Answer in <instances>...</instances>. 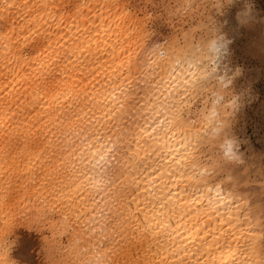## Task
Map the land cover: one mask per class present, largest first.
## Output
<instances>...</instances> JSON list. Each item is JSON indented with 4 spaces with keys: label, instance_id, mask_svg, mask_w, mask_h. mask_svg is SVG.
Instances as JSON below:
<instances>
[{
    "label": "snow or ice",
    "instance_id": "snow-or-ice-1",
    "mask_svg": "<svg viewBox=\"0 0 264 264\" xmlns=\"http://www.w3.org/2000/svg\"><path fill=\"white\" fill-rule=\"evenodd\" d=\"M64 5L0 0V21L9 25L0 31L8 66L23 61L37 67L35 77L16 73L0 85V199L23 194V203L47 192L44 202L59 201L57 207L67 205L74 217L51 223L53 233L79 229L74 250L83 240L89 252L105 253L107 264H121L130 252L124 264H264V234L252 233L242 206L182 171L194 147L180 122L192 100L190 67L180 68V75L160 63L145 68L140 54L133 59L131 44L112 47L111 63L101 64L102 25L114 20L123 27L131 18L116 19L117 5L103 0L77 3L67 17ZM129 27L131 38L146 39L142 22L131 20ZM65 28L69 40L60 45ZM103 42L107 47V32ZM28 46L37 54L23 55ZM101 68L105 83L97 89L93 81ZM48 217L29 213L22 219L32 225ZM14 225L0 230V264H14L6 240Z\"/></svg>",
    "mask_w": 264,
    "mask_h": 264
},
{
    "label": "bare ground",
    "instance_id": "bare-ground-1",
    "mask_svg": "<svg viewBox=\"0 0 264 264\" xmlns=\"http://www.w3.org/2000/svg\"><path fill=\"white\" fill-rule=\"evenodd\" d=\"M146 1L103 0V2L117 5L116 8L112 9L114 14L119 13L116 19L121 17H130L131 19L128 23L123 24V27H119L114 20H110L109 25H102L99 33L101 52L97 54V56L103 57L100 63L104 64L105 60L109 64L111 63L109 53L112 47L122 44L127 48L131 44L133 46V59H136V54H140V64L145 68L149 65L160 63L169 70L175 69L176 75H180V68H183L184 65L190 67L191 74L189 75L190 83L188 87L192 92V100L190 107L184 109L181 113L180 122L183 127L188 129L194 147L192 156L182 171L185 175H193L195 178L200 179L202 181L201 187H209L213 190L218 187L222 195L231 199L234 204L242 206L241 215L248 216L252 233L257 235L264 234V195L261 185H258L256 181H250L243 173L231 168L226 162L230 156L226 152V147L230 145V137L228 129L224 127L227 124L224 95L219 94L212 101L203 96L209 86L214 87L215 79L222 77L217 74L221 63V49L219 52H214L212 44L217 42L223 47L224 42L214 38L210 39V37L204 40L196 39L193 33L185 31L181 37L169 36L163 42L156 44L151 49H147L146 39L151 33L149 25L150 14L144 12L143 16H140L139 12L141 9L139 3ZM17 2L23 3L24 0H17ZM30 2L43 3L45 0H30ZM63 2H65V10L68 11L64 13L67 17L71 12L75 11L74 8L77 3H98L101 0H56L58 5ZM13 12L15 13V10ZM16 15H13L12 19H16ZM131 20L143 23L146 39L143 36L131 38L133 37V29L129 27ZM97 23L100 22L97 21ZM69 25L71 26V21H69ZM8 27L7 22L0 21V31H7ZM109 27L112 28V31H108ZM67 31L68 29L65 28L61 36H64ZM105 32H107L108 38L107 47L103 42ZM57 39L59 37H54V41ZM68 40V36H64V39L60 40V45H64L65 41ZM96 43L97 41H93L94 52H96ZM4 44L5 42L0 40V85L10 82L11 77L16 75V73L24 75L31 73L35 77L37 75V67H30L23 61L19 65L12 64L11 67L8 66L11 61L5 60L9 52ZM56 47H59V45H56ZM37 52L38 48L35 46H28L22 50V54L28 57L36 55ZM116 54H120L119 47L116 48ZM95 59L96 57L92 58L94 68H99L100 65L94 63ZM177 65L180 67L177 68ZM87 71L89 69H85V72ZM74 80L76 84L79 83L80 77L78 74L74 77ZM103 83H105V72L101 68L100 72L97 73V79L93 81V85L99 89ZM89 91H92L91 87ZM4 95H7V93ZM208 101L211 103L210 106H207ZM2 147L3 143L0 142V148ZM231 152L232 148L230 146V154ZM37 170L39 171V168ZM44 178V174L38 176L40 181H43ZM3 187L6 188L7 185H3ZM37 187H40V185L38 184ZM2 191L3 188H0V192ZM8 195L11 198L7 203L0 199V230H3L6 225L15 224L6 236V240L10 244L8 251L10 262H14V264H24L26 262L29 264H85V262L96 264V261L100 260L107 264V261H105L106 254L98 249H92L89 252V245L83 240L78 242L80 245L79 250H74L73 246L77 243L76 239L79 229L74 232H68L63 227H59L53 233L51 223L55 225L64 221L65 216L74 221L72 214L66 211L67 205L57 207L59 201L56 203L44 202V197L48 195L47 192L39 200H37L36 196H33L31 201L24 200L23 203H21L23 194L9 193ZM45 208H47L46 213L44 211ZM29 213H41L49 217L43 224L29 225L22 219ZM71 226L72 224H70ZM18 239L21 243L17 255L13 256V249ZM84 239L86 240L87 237ZM144 247L147 249L148 244L145 243ZM144 256L145 254L142 252L139 258L143 260ZM131 257V252L127 254V257H121V264H124L126 258L131 259Z\"/></svg>",
    "mask_w": 264,
    "mask_h": 264
},
{
    "label": "rangeland",
    "instance_id": "rangeland-1",
    "mask_svg": "<svg viewBox=\"0 0 264 264\" xmlns=\"http://www.w3.org/2000/svg\"><path fill=\"white\" fill-rule=\"evenodd\" d=\"M139 5L140 16L150 14L147 49L185 31L196 39L224 42L217 71L222 77L203 96L212 101L224 95V127L232 148L226 162L260 184L264 195V0H147Z\"/></svg>",
    "mask_w": 264,
    "mask_h": 264
},
{
    "label": "clouds",
    "instance_id": "clouds-1",
    "mask_svg": "<svg viewBox=\"0 0 264 264\" xmlns=\"http://www.w3.org/2000/svg\"><path fill=\"white\" fill-rule=\"evenodd\" d=\"M221 47H222V45H220L219 43H217V42H215V43H213L212 44V50L214 51V52H219L220 51V49H221ZM226 152H230V145H228L227 147H226Z\"/></svg>",
    "mask_w": 264,
    "mask_h": 264
}]
</instances>
